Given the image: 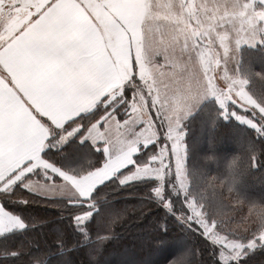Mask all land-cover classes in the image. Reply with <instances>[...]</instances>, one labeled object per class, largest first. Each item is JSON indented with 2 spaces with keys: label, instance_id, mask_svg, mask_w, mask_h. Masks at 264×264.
<instances>
[{
  "label": "snow or ice",
  "instance_id": "obj_1",
  "mask_svg": "<svg viewBox=\"0 0 264 264\" xmlns=\"http://www.w3.org/2000/svg\"><path fill=\"white\" fill-rule=\"evenodd\" d=\"M245 49L261 51L245 60ZM256 79L264 82V0H0V256L23 255L21 239L11 250L15 238L35 230L31 208L43 204L64 225L53 235L56 264L85 249L102 264L122 218L107 193L141 187L163 212L157 233L175 218L202 238L211 264L264 249V209L242 235L201 202L185 127L202 110L264 138ZM64 145L69 163L87 165L43 152ZM246 151L254 165L255 147ZM228 170L235 180L236 158Z\"/></svg>",
  "mask_w": 264,
  "mask_h": 264
},
{
  "label": "trees",
  "instance_id": "obj_2",
  "mask_svg": "<svg viewBox=\"0 0 264 264\" xmlns=\"http://www.w3.org/2000/svg\"><path fill=\"white\" fill-rule=\"evenodd\" d=\"M260 49H245L244 58L249 54H260ZM253 91L264 94V82L256 79L250 85ZM214 114L205 115L197 111L186 122L187 129V167L190 180L195 190L203 199L209 211L215 209L218 221L225 232L231 230L246 235L259 224L258 211L264 209V138L257 136L255 130L236 121L218 120L213 123ZM80 144L78 137L70 141ZM255 147L256 163L249 165L248 145ZM85 145L87 143L85 142ZM229 145L230 149L222 146ZM66 145L49 147L43 150L65 167L86 166V160H73L71 163L65 156ZM84 147V145H81ZM236 158L241 169L235 180L230 176L228 164ZM114 211L122 214V218L113 226L115 236L106 244L100 258L102 264H211L210 250H205L202 238L189 235L184 226L168 217V231L157 233V224H163L161 209L155 208L146 198L145 190L129 189L126 192L107 193ZM11 208L17 205L9 204ZM26 210V209H25ZM36 217V228L27 237H16V248L20 239L23 241V252L18 258H4L5 264H40L41 260L56 258L50 255L55 249L53 235L62 230L64 225L58 220V210L52 206L32 205ZM105 234V233H101ZM160 238L163 244H155ZM74 264H90L93 257L87 249L75 250L70 257ZM62 259V258H61ZM242 264H264V249H256Z\"/></svg>",
  "mask_w": 264,
  "mask_h": 264
},
{
  "label": "rangeland",
  "instance_id": "obj_3",
  "mask_svg": "<svg viewBox=\"0 0 264 264\" xmlns=\"http://www.w3.org/2000/svg\"><path fill=\"white\" fill-rule=\"evenodd\" d=\"M85 142L88 144L87 141H85ZM222 147H224V148H226V149H230L229 145H224V146H222ZM145 264H147V263H145Z\"/></svg>",
  "mask_w": 264,
  "mask_h": 264
}]
</instances>
